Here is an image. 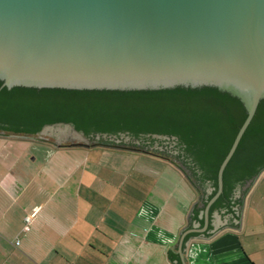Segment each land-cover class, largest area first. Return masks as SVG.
Wrapping results in <instances>:
<instances>
[{
	"label": "water",
	"instance_id": "water-1",
	"mask_svg": "<svg viewBox=\"0 0 264 264\" xmlns=\"http://www.w3.org/2000/svg\"><path fill=\"white\" fill-rule=\"evenodd\" d=\"M0 80L1 89L212 87L239 98L248 117L220 167L218 192L199 215L205 225L192 214L189 229L171 253L184 262L188 240L237 227L241 208L212 217L210 209L223 194L225 169L264 100V0H0ZM72 129L67 124L48 126L39 136L89 147L91 140ZM110 141L115 144L98 147L146 154L120 146V139ZM123 141L129 144L131 139ZM153 150L172 153V148L158 145ZM236 197H241L240 190ZM191 235L195 237L188 239Z\"/></svg>",
	"mask_w": 264,
	"mask_h": 264
},
{
	"label": "crops",
	"instance_id": "crops-1",
	"mask_svg": "<svg viewBox=\"0 0 264 264\" xmlns=\"http://www.w3.org/2000/svg\"><path fill=\"white\" fill-rule=\"evenodd\" d=\"M32 143L55 153L41 167L24 161ZM255 186L237 227L188 240L183 262L171 252L199 198L168 162L0 134V264H264V192L251 195Z\"/></svg>",
	"mask_w": 264,
	"mask_h": 264
},
{
	"label": "trees",
	"instance_id": "trees-1",
	"mask_svg": "<svg viewBox=\"0 0 264 264\" xmlns=\"http://www.w3.org/2000/svg\"><path fill=\"white\" fill-rule=\"evenodd\" d=\"M2 85L0 80V134L38 137L48 126L67 124L91 141L100 137L101 142L115 144L110 139H120L122 147L140 149L179 171L199 198L193 217L201 227L205 220L199 215L217 194L220 167L248 117L239 98L212 87L75 91L1 89ZM123 137L131 142L125 144ZM157 143L172 146V153L153 150ZM263 174L264 100L225 169L224 191L210 216L242 208Z\"/></svg>",
	"mask_w": 264,
	"mask_h": 264
},
{
	"label": "rangeland",
	"instance_id": "rangeland-1",
	"mask_svg": "<svg viewBox=\"0 0 264 264\" xmlns=\"http://www.w3.org/2000/svg\"><path fill=\"white\" fill-rule=\"evenodd\" d=\"M5 136H8V135H5ZM9 136H12L14 138H22L23 137V135L22 136L9 135ZM38 137H40V138H42L44 140H49V142H53V143L59 144L58 140H56V139H52V138H48V137H44V136H38ZM82 144H84V143H78V144H75V145H72V144H69V143H65V144H59V145H68L69 147H75V146H78V145L82 146ZM86 144L89 147H98L99 144H108V143L99 142V141H88ZM25 147L26 148H25L24 153H23L25 155L24 161L26 163L27 162L31 163L32 161H34L35 165H37L38 167H41L43 163L47 162V160L50 159L52 154H55L52 149L48 148L47 146H43V145H41L39 143L28 144ZM100 148H102V147H100ZM136 153L140 154V152H136ZM93 154H95V153H93ZM92 156H94V155H92ZM112 156H120V155H116L115 154V155H112ZM150 156H152V155H150ZM92 158L90 159V161L92 160ZM105 160H107V159H105ZM262 190L264 192V174L259 178V180L257 182V185L255 186V188H254V190H253L251 195L255 196L257 193H259V191L262 192Z\"/></svg>",
	"mask_w": 264,
	"mask_h": 264
},
{
	"label": "flooded vegetation",
	"instance_id": "flooded-vegetation-1",
	"mask_svg": "<svg viewBox=\"0 0 264 264\" xmlns=\"http://www.w3.org/2000/svg\"><path fill=\"white\" fill-rule=\"evenodd\" d=\"M75 130V129H74ZM74 130L72 129V131L74 132ZM86 138V137H85ZM124 142V141H123ZM49 144H51V145H53V146H56V143H53V142H50ZM125 144H127V143H125ZM156 145H158V148H161L162 146H160L158 143L156 144ZM155 145V146H156ZM61 147H69L68 145H60ZM121 146V145H120ZM124 147H127L128 148V146H124ZM130 148V147H129ZM162 148H166V149H168V148H172V146H163ZM173 149V148H172ZM140 150V149H139ZM142 150V149H141Z\"/></svg>",
	"mask_w": 264,
	"mask_h": 264
},
{
	"label": "built area",
	"instance_id": "built-area-1",
	"mask_svg": "<svg viewBox=\"0 0 264 264\" xmlns=\"http://www.w3.org/2000/svg\"><path fill=\"white\" fill-rule=\"evenodd\" d=\"M30 221H31V218H27L26 219V222H27V224H29L30 223ZM29 230V227L28 226H26V228H25V231H28Z\"/></svg>",
	"mask_w": 264,
	"mask_h": 264
}]
</instances>
